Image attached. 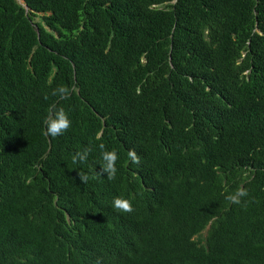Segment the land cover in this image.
Masks as SVG:
<instances>
[{
    "label": "trees",
    "instance_id": "1",
    "mask_svg": "<svg viewBox=\"0 0 264 264\" xmlns=\"http://www.w3.org/2000/svg\"><path fill=\"white\" fill-rule=\"evenodd\" d=\"M21 1L0 0V264H85V236L98 263L137 215L180 251L113 264H264V0ZM60 85L72 127L51 138ZM101 144L114 180L91 179Z\"/></svg>",
    "mask_w": 264,
    "mask_h": 264
},
{
    "label": "clouds",
    "instance_id": "2",
    "mask_svg": "<svg viewBox=\"0 0 264 264\" xmlns=\"http://www.w3.org/2000/svg\"><path fill=\"white\" fill-rule=\"evenodd\" d=\"M74 90L75 89L73 87L65 85H60L52 90L51 95L57 97V102L52 103L48 107L47 115L43 120V124L45 126V136L51 138L63 136L72 127V120L69 113L63 106L58 105V101L70 99ZM99 147L101 149L100 168L99 170L96 169V176L91 177V179L98 176H106L108 180H114L116 179L118 173L117 162L120 158L119 154L115 149L106 150L103 144L99 145ZM91 151V147H85L83 150L77 151L72 157V162L74 164L86 163ZM127 155L132 164L137 166L141 164V157L135 149H130ZM77 176L81 184H87L90 180V177L82 172H78ZM248 197V190L243 187H239L234 192L229 193L225 199L230 204L246 207L249 202L246 199ZM112 207L115 211L120 213H131L134 211L132 202L123 197L114 198L112 201ZM90 240V237L87 238L85 236V264H113L114 256L118 252L125 255L130 254L136 256L138 253L155 251L160 255V249L157 241L161 244V257L163 248H167L169 250L176 249L180 251V249H177L174 244L175 237L168 236L165 230L160 229L159 226H151L149 224L144 225L138 215L135 221L129 218L125 221H116L110 233V248L106 251L105 256L98 263H95V255L90 246ZM178 256L179 254L176 252V258H178Z\"/></svg>",
    "mask_w": 264,
    "mask_h": 264
},
{
    "label": "water",
    "instance_id": "3",
    "mask_svg": "<svg viewBox=\"0 0 264 264\" xmlns=\"http://www.w3.org/2000/svg\"><path fill=\"white\" fill-rule=\"evenodd\" d=\"M18 2L20 3V4H22L23 5V3H22V1L21 0H18ZM26 9H27V7L26 6H24Z\"/></svg>",
    "mask_w": 264,
    "mask_h": 264
}]
</instances>
